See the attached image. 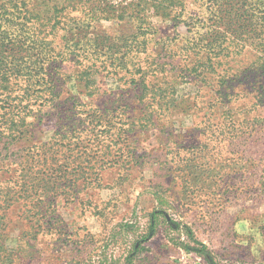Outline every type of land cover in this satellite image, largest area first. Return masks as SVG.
Wrapping results in <instances>:
<instances>
[{
	"label": "trees",
	"instance_id": "trees-1",
	"mask_svg": "<svg viewBox=\"0 0 264 264\" xmlns=\"http://www.w3.org/2000/svg\"><path fill=\"white\" fill-rule=\"evenodd\" d=\"M79 10L85 15H74ZM150 15L186 27L182 48L168 41L148 53L157 28ZM126 16L136 24L131 35L91 26ZM245 49L264 70V0H0V225L8 232L22 221L28 235L52 231L58 199L74 197L81 179L92 185L104 163L130 156L124 140L168 110L171 86L199 67L228 85L233 72L222 65ZM154 76L166 85H152ZM109 77L132 84L135 94L122 85L110 105L87 108L79 94L103 96ZM69 81L79 94H64ZM47 121L56 127L51 139L35 140L33 127ZM158 214L151 213L146 239L157 232ZM197 243L181 245L217 264Z\"/></svg>",
	"mask_w": 264,
	"mask_h": 264
},
{
	"label": "rangeland",
	"instance_id": "rangeland-1",
	"mask_svg": "<svg viewBox=\"0 0 264 264\" xmlns=\"http://www.w3.org/2000/svg\"><path fill=\"white\" fill-rule=\"evenodd\" d=\"M103 1L126 6L133 0ZM125 18L91 26L131 35L136 24ZM150 20L157 28L149 54L168 41L182 48L185 26L156 15ZM256 59L249 49L228 59L222 65L233 72L228 85L199 67L171 86L168 110L124 140L131 155L104 163L92 185L81 179L74 197L58 199L52 231L28 235L22 221L8 232L0 225V264H208L181 245L197 242L217 264H264V70ZM167 78L171 83L172 75ZM151 80L166 85L163 77ZM107 82L103 96L79 94L73 81L64 94H79L87 108L110 105L122 85L135 94L132 84ZM33 128L35 140L48 142L56 127L47 121ZM153 211L158 229L146 239ZM3 250L11 258L14 252L15 261Z\"/></svg>",
	"mask_w": 264,
	"mask_h": 264
}]
</instances>
